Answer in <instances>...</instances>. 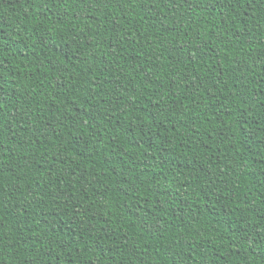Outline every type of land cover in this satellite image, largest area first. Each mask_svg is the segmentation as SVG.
Returning <instances> with one entry per match:
<instances>
[{
    "label": "trees",
    "instance_id": "16d2710c",
    "mask_svg": "<svg viewBox=\"0 0 264 264\" xmlns=\"http://www.w3.org/2000/svg\"><path fill=\"white\" fill-rule=\"evenodd\" d=\"M0 264H264V0H0Z\"/></svg>",
    "mask_w": 264,
    "mask_h": 264
}]
</instances>
